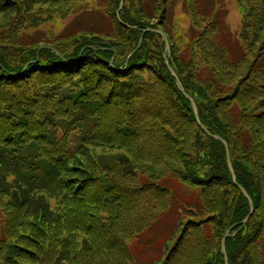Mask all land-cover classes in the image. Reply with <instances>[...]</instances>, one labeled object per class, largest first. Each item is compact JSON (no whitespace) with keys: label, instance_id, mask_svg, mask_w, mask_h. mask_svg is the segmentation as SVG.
<instances>
[{"label":"trees","instance_id":"1","mask_svg":"<svg viewBox=\"0 0 264 264\" xmlns=\"http://www.w3.org/2000/svg\"><path fill=\"white\" fill-rule=\"evenodd\" d=\"M115 10L111 15L116 20V42L86 47L84 51H67L59 44H54V48L44 45L38 55L28 51L22 56L30 62L27 67L26 62L11 60L0 50V84L13 88L12 93L7 88L0 90V173L12 169L21 177V163L43 150L48 158L36 167L30 162L39 173L26 181L28 185L43 187L74 180L81 170L71 172L70 177L65 173L74 168L70 161L80 151L83 137L77 135L76 140L70 129L82 122L87 131L86 123L91 128V117L96 135L102 137L105 132L108 141H121L129 149L130 157L123 168L128 178L115 176L112 182L118 181V187L125 186L124 182L135 185L131 190L125 186V190H135L137 194L142 186H147V192L152 193L142 200L131 194L125 200L127 209L144 208L151 216L153 211L162 209L140 234L148 236L146 242L156 252L155 258L144 264H225L219 238L225 237L227 229L240 227L237 224L250 213L251 206L233 181L226 147L215 137L218 136L228 143L237 182L254 204L248 222L235 236L226 239L229 264H264V51L242 73V67L248 65L249 50L235 48L215 22L210 25H214L212 35L216 44L209 45L199 31L192 42L181 46L164 26L167 10L154 24L128 16L123 6L122 20L130 26L118 20ZM209 14L217 17L216 10ZM158 28L168 36L169 63L185 92L195 100L207 131L198 123L191 100L168 67L162 35L152 30ZM142 31L139 49L126 61ZM74 34H61V38L69 39ZM153 37L160 40L159 50L148 46ZM43 40L35 39L36 43ZM211 47L217 54L221 52L225 60L215 56L211 70L205 66L203 70L195 68L197 62L211 61L207 57ZM222 61L224 64L220 65ZM144 68L152 70L156 79L142 78L138 71ZM156 82L166 83L173 94L167 93L168 87L160 89ZM45 90L49 93H41ZM34 95L37 100H32ZM13 98V104L8 105ZM156 119L171 126L175 134L165 135ZM146 125L149 130L142 141L139 136ZM11 147L15 151L18 148L16 156L9 150ZM85 157L88 165L100 174L106 164L102 154L86 152ZM133 166L139 172L133 171ZM138 175L142 188L137 183ZM23 177L26 179L27 175ZM226 196L233 198V206ZM99 229L108 234L106 228ZM99 237L97 233L91 240L95 247L99 246ZM216 239L218 248L205 257L207 244ZM101 256V260H106Z\"/></svg>","mask_w":264,"mask_h":264},{"label":"rangeland","instance_id":"2","mask_svg":"<svg viewBox=\"0 0 264 264\" xmlns=\"http://www.w3.org/2000/svg\"><path fill=\"white\" fill-rule=\"evenodd\" d=\"M121 3L122 0H0V50L11 60L16 59L21 63L26 62V58L22 59L26 52L34 51L38 55L44 45L54 48V44H59L67 51L78 48L84 51L86 47L116 42V20L111 14L116 8L117 18L119 20V12L122 20ZM123 6H126L128 16L154 24H157L160 14H165L167 10L164 26L172 33L174 42L181 46L192 42L200 34L199 31L209 45L216 44L212 29L214 25H219V31L223 36L228 34L235 48L250 52L248 65L242 67L245 68L242 73L264 51V17L261 18L264 0H125ZM205 8L209 10L205 12ZM143 10L154 17H147ZM210 10H216L217 17L210 16ZM210 22L215 24L210 25ZM79 31L82 32L77 33ZM68 33L77 34L69 39L61 38V34ZM36 38L44 40L36 43ZM142 41L143 31L126 61L139 49ZM158 44L160 40L156 37L148 41V46H156L157 50ZM13 53L18 56H9ZM207 53L211 61L197 62L195 68L203 70L202 66H205L207 70H211L215 56L225 60L223 54H217L212 47ZM164 56L166 57V49ZM25 64L27 67L30 62ZM223 64V61L220 62V65ZM0 66H3L1 59ZM224 68L229 70L228 66ZM138 73L144 79H156V74L147 68ZM156 84L160 89L168 87L167 93L173 94L166 83ZM5 85L0 84V90L7 88L12 93L13 88ZM45 92L48 91H41ZM31 98L37 100L38 96ZM14 101L13 98L7 103L10 105ZM167 106L169 107L168 104ZM92 121L89 117L91 128L86 123L87 131L82 122L73 126L74 130L70 129L76 140L77 135L82 134L83 137L80 151L70 161L74 168L65 173L66 177H70L71 172L81 170V174L74 180L55 182L43 187L28 185L26 181L39 173L35 170L36 165H42L43 160L48 158L43 150L35 152L30 158L26 157L27 160L21 163V177L12 169L7 173H0V264H144L155 258V250H151L146 242L148 236L140 237V234L162 209L153 211L152 216L144 208L127 209L126 201L131 198V194L142 200L152 193L147 192V186L141 185L143 181H140L139 175L137 183L143 187L139 194L135 190H125V186L131 190V186L135 188V185L124 182L125 186L118 187V181L112 182L115 176L128 178L123 173V168L128 156L130 157L127 152L129 149L121 141H108L105 132L102 137L96 135V131L92 129L96 125L92 127ZM162 121L155 120L165 130V135H174L175 130ZM148 130L149 126L146 125L139 136L142 141H145ZM13 149L11 147L9 150ZM16 151L11 152L13 156H16ZM86 152L102 154V161L106 164L100 174L88 165ZM32 161L35 167L30 166ZM134 166L133 171L136 170ZM46 168L48 172V166ZM23 174L27 175L26 179ZM142 191L146 193L142 194ZM225 198L229 205H234L232 197ZM18 203H22L21 207ZM155 205L158 206V203ZM99 228H106L108 234H104ZM231 229L232 227L227 229V232ZM97 233L101 237L98 238L99 246L95 247L91 240ZM222 240L219 238V241ZM217 248L218 239L215 243L209 242L205 248V257L211 256ZM101 254L106 260H101Z\"/></svg>","mask_w":264,"mask_h":264},{"label":"water","instance_id":"3","mask_svg":"<svg viewBox=\"0 0 264 264\" xmlns=\"http://www.w3.org/2000/svg\"><path fill=\"white\" fill-rule=\"evenodd\" d=\"M125 0H122V3H121V8L123 6V3H124ZM118 17H119V20L122 24H124L125 26H129V24L125 23L123 20H121L120 16H119V12H118ZM135 27V26H134ZM154 30L155 32L159 33L162 35V38H163V41L165 43V49H166V62L168 64V67L171 71V73L173 74V76L176 78L177 80V83H178V86L179 88L182 90V92H184V94L191 100L192 102V106H193V109H194V112L196 114V118H197V121L198 123L201 125V127L207 131V129L205 128V126L202 124L201 120H200V116H199V111H198V108H197V104L195 102V100L193 99L192 96H190L189 94H187L185 92V89H184V86L180 80V78L178 77L177 73L175 72V70L171 67L170 63H169V55H170V42H169V39L167 37V35L165 34V32L161 29H152ZM217 139H220L223 141V143L225 144V147H226V152H227V160H228V165H229V168H230V171H231V174H232V177H233V181L234 183L242 190V192L244 193V195L248 198L249 202H250V206H251V211L250 213L244 218V220L237 224V225H241L240 227H238L237 229L231 231L229 230L225 237L223 238L222 240V252L225 256V264H229V260H228V255H227V249H226V239L227 237H231V236H235L242 228L243 226L248 222V220L251 218L252 214L254 213V204H253V200L252 198L250 197V195L248 194L247 190L242 186L240 185L238 182H237V177H236V173H235V170L233 168V164H232V160H231V156H230V150H229V145L228 143L218 137V136H215ZM236 225V226H237ZM234 228V227H233Z\"/></svg>","mask_w":264,"mask_h":264}]
</instances>
